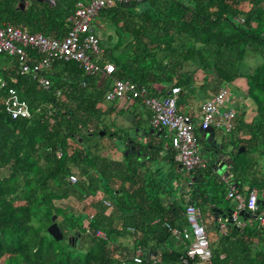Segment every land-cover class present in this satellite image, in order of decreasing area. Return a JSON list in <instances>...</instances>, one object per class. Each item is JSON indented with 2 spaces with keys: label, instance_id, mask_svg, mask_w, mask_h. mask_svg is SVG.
Returning a JSON list of instances; mask_svg holds the SVG:
<instances>
[{
  "label": "trees",
  "instance_id": "trees-1",
  "mask_svg": "<svg viewBox=\"0 0 264 264\" xmlns=\"http://www.w3.org/2000/svg\"><path fill=\"white\" fill-rule=\"evenodd\" d=\"M78 1L55 0L47 6L25 0L18 7L17 0H0V25L61 39ZM96 17L105 30L96 34L102 55L94 75H84L72 62H56L46 73L49 87L42 90L30 74L19 73L16 57L0 54V264H119L131 261L136 251L140 264H180L183 251L171 246L174 240L164 224L186 228V205L195 206L201 218L209 207L232 200L226 197L228 187L243 201L251 190L257 197L263 193V205L255 213L244 209L239 228L230 221L236 202L226 205L224 229L214 241L206 233L210 257L203 264H264V226L255 219L264 213V0H143L114 3ZM250 57L253 67L242 72ZM104 64L113 66L112 74H104ZM238 78L245 80L244 99L254 112L248 123L239 115L228 133L241 137L227 155V184L204 164L191 174V182L188 176L186 193L169 202L175 189L156 161L177 165L163 132L160 137L168 143L145 134L155 146L154 170L147 175L134 154H121L119 161L104 156L100 120L113 112L102 110L113 80L133 83L156 98L176 87V113L187 114L196 92L207 99ZM8 88L26 103L28 119L7 115ZM126 103L132 110L122 114L139 107L149 125L147 110L136 100ZM141 122L135 116L131 127ZM111 136L124 142L128 133ZM194 136L197 145L200 138ZM69 176L75 183L68 182ZM52 215L62 235L59 242L46 233ZM98 230L103 239L95 236ZM127 237L129 248L120 242ZM188 264L200 263L193 258Z\"/></svg>",
  "mask_w": 264,
  "mask_h": 264
},
{
  "label": "built area",
  "instance_id": "built-area-1",
  "mask_svg": "<svg viewBox=\"0 0 264 264\" xmlns=\"http://www.w3.org/2000/svg\"><path fill=\"white\" fill-rule=\"evenodd\" d=\"M143 0H82L74 5L72 15L66 22V32L61 39L44 37L40 34H28L21 26L9 24L0 25V54L16 57L20 74H30L38 87L47 90L49 81L46 78L54 63L72 62L80 68L86 76L94 75L98 69L95 66L100 60L102 49L99 47V38L96 33L90 31L92 20L98 12L110 7L114 3H140ZM242 1V0H241ZM53 5L55 0H48ZM237 22L242 20L237 18ZM95 30V29H94ZM27 50L30 53H26ZM38 57V58H37ZM105 75L113 73L111 64L102 65ZM4 83L0 81V87ZM178 88L173 87L163 98H156L144 88H139L128 81L113 80L110 88L103 96V102H129L136 100L150 114L149 125L157 131H165V138L174 151V162L179 169L189 176L199 169L204 168L196 150L194 131L202 132L208 128L221 129L228 134L233 128L236 112L229 108L232 98L226 88H219L209 98L204 100L194 113L179 114L175 110V101ZM5 111L10 119H28L29 112L26 103L21 100L12 88L6 90V98L3 103ZM70 184L75 183L73 176L68 177ZM226 197L236 202L235 209L230 215V221L235 227L243 225L237 221L238 212L244 209L249 213H255L257 208V193L251 190L245 201L229 188ZM108 206L107 203H104ZM186 228L175 229L164 224V228L170 233L175 241L187 244L180 258V264H188L189 260L198 258L203 264L210 257L209 244L203 227L199 210L193 205H186L183 209ZM259 225L264 226V213L256 216ZM95 236L104 238L101 231H96ZM139 251L133 254L131 261L119 264H140Z\"/></svg>",
  "mask_w": 264,
  "mask_h": 264
},
{
  "label": "crops",
  "instance_id": "crops-1",
  "mask_svg": "<svg viewBox=\"0 0 264 264\" xmlns=\"http://www.w3.org/2000/svg\"><path fill=\"white\" fill-rule=\"evenodd\" d=\"M93 26V25H92ZM94 27V26H93ZM95 29V27H94ZM97 34V33H96ZM254 65V58L250 57V58H247L245 61H244V64L242 66V69L244 71H248L249 69H251V67H253ZM196 77H198V80H197V84L196 85H199L200 82V75L197 74ZM233 89L238 93V95H235L234 94V97L232 96V104H230L229 108H232L235 110L236 112V120L239 118L238 116L239 115H242V120L245 122V123H248L251 119V117L253 116V112H254V107L253 105L251 104V102L249 100H246L244 99V91H245V80L243 78H238L236 80H234L231 84H230ZM240 98L243 99L242 100V103L240 104V102L236 103L235 105V98ZM206 100V98L200 94L199 92H196V95L194 98H191V100H189L188 102V105L186 107V110L189 111L190 113H194V112H191L193 111L189 106L190 104H193L194 101H196L195 105L197 106V110H198V107L199 105L204 101ZM247 102H250V105L252 107H248L249 104ZM240 104V105H239ZM111 105V106H110ZM109 107H111L113 109V112H110V115L107 116L109 118H114L115 116H125V121L127 123H129V127L132 125L133 121H134V117L135 116H140L141 118V121H143V123L141 122V125L137 128V131L135 134H133L134 131L130 130L131 131V134H128L127 138L129 136H134L133 139H136L137 135H139L140 133H143V140L147 141L148 142V138L145 134H148V130H149V125H148V119H147V115L142 111V109H140L139 107H135L136 109L133 110V112H125L122 114L121 110H128V111H131L132 108L128 107L127 106V103L126 102H120V103H113V104H109L108 106H102V110H106L108 109ZM190 108V109H189ZM236 120H235V123H236ZM145 122V123H144ZM234 123V125H235ZM128 127V129H129ZM143 127V128H142ZM146 127V128H144ZM212 129V137H211V140L215 141V145L214 147L210 148V145H211V141L210 142H207L206 141V138L202 139L200 137V134L201 132L197 129H195V133L197 134V136L200 138V141H204L206 143V147H208L207 149V152H208V160L206 161H203V163L205 165H208L210 171H211V174L213 173V170L211 169L210 167V159H211V156H212V153H211V150L213 148L216 149L217 151V154H220L222 155L223 157L226 158V163H225V169L224 171L226 172L225 175H221L220 177L216 176L214 173L212 175L216 176L218 178V182H223L225 184H227L228 180H229V175L227 174V170H228V158H227V155H229L230 151L232 150V142L235 140L236 137L240 138L241 136H239L240 134H236V135H233L231 137V140H221L220 142L217 140V138L215 137V135H220V133H223V131H221V129H216V128H211ZM147 131V132H146ZM154 133L152 134H148V135H153V137L156 139V141H158L160 138V135L158 137H155L154 134H155V131H153ZM157 132V131H156ZM161 132H164V131H161ZM217 132V134H216ZM165 133V132H164ZM163 133V134H164ZM161 134V133H160ZM166 134V133H165ZM164 134V136H166ZM224 135H228L226 133H223ZM163 138V137H162ZM117 141V138H112V140H115ZM164 139V138H163ZM123 142V141H121ZM103 143V142H102ZM125 143V141L123 142V144ZM105 145V144H104ZM216 145L218 147H216ZM240 149V148H239ZM214 151V152H216ZM124 152V151H123ZM123 152H118L115 150V148H112L111 151L109 152V155H107L108 157H112L114 156L113 154H115L116 158L115 159H111V160H114V161H118L117 160V157L118 155H120L121 157V154ZM163 154V153H162ZM104 156L107 157L105 155V152H104ZM107 157V158H108ZM109 158V159H110ZM120 160V159H119ZM174 161V160H173ZM158 163V168H160L163 172V174L165 175L166 178H168V184L172 185L173 188L175 189L174 192H172L170 194V196L173 198V199H170L168 200L169 202L171 201H178V199L180 198V196H182L183 193H186L187 191V187L188 185L185 183L188 179V176H186L180 169L178 166H176L175 168L171 167L170 166V163L166 162V161H157ZM175 163V162H174ZM145 164V168L142 170V172H144V175H147L149 172H152L154 170V164L151 163V162H144L143 165ZM176 164V163H175ZM142 165V166H143ZM177 165V164H176ZM189 177L191 178L190 179V182L193 180V177L192 175ZM229 188V187H228ZM228 188H227V191H228ZM258 196V194H257ZM263 196V193L259 195V197H257L258 199L257 200H260V198H262ZM184 199V198H183ZM211 208V207H209ZM217 209L218 211H220V213L222 214V211L223 209L219 208L218 206L215 208ZM225 213H223L222 215H224ZM214 215L216 217H214ZM225 216V215H224ZM225 217L224 218H220L219 215H217L216 213L212 214L211 213V210H210V213H205V220L201 221L204 222L205 224V228H206V233L208 235V237L211 238L212 241H214V239L218 236V233L224 229V225H225ZM240 223L243 225V223L240 221ZM213 224H216V226H218L216 229L213 228ZM213 237V238H212ZM122 246L126 247V248H129V242H130V239L127 237V238H124L122 240H120ZM187 244V242H186ZM171 246L175 249H181L182 251L184 250L185 248V244L184 242H180V241H175L174 240V243L171 244Z\"/></svg>",
  "mask_w": 264,
  "mask_h": 264
},
{
  "label": "rangeland",
  "instance_id": "rangeland-1",
  "mask_svg": "<svg viewBox=\"0 0 264 264\" xmlns=\"http://www.w3.org/2000/svg\"><path fill=\"white\" fill-rule=\"evenodd\" d=\"M92 25L95 27V32L102 36L105 29H104V27H102V25H100V21L98 20L97 17H95L92 20ZM225 88L229 92V98H232V96L234 97V94L238 95V93L233 89V87L231 85H227ZM242 100L243 99H241V97L239 99L236 97L235 98V105L238 102H240V104H241ZM195 103H196V101H194L193 104H190V106H189L193 110L191 112L197 111V106L195 105ZM247 103L249 104L248 107H252L250 105V102H247ZM108 105H109V103H106V102H104L102 104V106H105V107L108 106ZM100 124L104 127L105 132H106V135L104 136V138L102 140L103 144H105V148H106L105 155L106 156L109 155V152L111 151L112 148H115V150L118 151V152L125 151L123 142H121L119 140L116 141V139L112 140L111 134H113V133L117 134L121 130H123L125 133H128V134H131L130 130L134 131L135 133L137 131V128L133 129L131 126L129 127V123H127L125 121V116H120V115L115 116L114 118L102 117L101 120H100ZM128 127H129V129H128ZM144 128H146V127H144ZM134 132H133V134H135ZM216 134H217V132H216ZM215 137L217 138V140L219 142L221 140H223V141L231 140V136L230 135H224L223 133H220V135H218V136L215 135ZM161 140H163L165 143H168L166 139L161 138ZM205 147H206V143L204 141H202V140L199 141L197 146H196L197 153H198L200 159L203 160V161H206V160L209 159L208 158L209 157L208 156V152H207V149ZM113 155L114 156H112L111 158L108 157V156L107 157L110 158V159H115L116 155L115 154H113ZM119 159H120V155H118V157H117L118 161H119ZM156 163H157V161H156ZM4 173H5V171L1 172L2 175ZM233 203L234 202L232 200L231 201H227V202L222 200L221 203H219V205H217V206L224 210L226 205H233ZM63 206H65L66 208H68V210H71V211H77L78 212V210H79L78 208H75L76 206H74L71 203L65 202V204H63ZM201 219H202V221L205 220V213L204 212H202V214H201ZM237 221H239V222L241 221L239 217L237 218Z\"/></svg>",
  "mask_w": 264,
  "mask_h": 264
},
{
  "label": "water",
  "instance_id": "water-1",
  "mask_svg": "<svg viewBox=\"0 0 264 264\" xmlns=\"http://www.w3.org/2000/svg\"><path fill=\"white\" fill-rule=\"evenodd\" d=\"M18 1V7H21L24 5L25 3V0H17ZM36 3H40V4H45L47 6H51L50 3L48 2V0H34ZM124 5L126 3H123ZM90 31L92 33H96L95 30L93 28L90 29ZM154 130L153 129H149L148 130V134H152L154 133L153 132ZM135 133V132H134ZM161 131H157L155 132L154 136L155 137H158L160 135ZM99 136H102L103 135V132H100L98 134ZM143 133H140L139 135H137L136 139L134 140V136H129L128 138L125 139V143L123 144L124 147H126L125 151L122 153L123 156H126L128 153H131V154H134L135 156L138 157V159L140 160V166L143 165L144 162H146L147 160V157L145 159H142L144 158L145 154H142L143 152L142 151V147H146V145H144L143 143ZM200 137L202 139L206 138V141L207 142H210L211 141V145H210V148L214 147L215 145V141L211 140V137H212V129L211 128H208L204 131L201 132L200 134ZM134 140V141H133ZM216 147H218L216 145ZM242 151V149H238L237 150V153H240ZM151 160V161H150ZM150 162H152V158L150 156ZM154 163V162H152ZM225 163H226V158L223 157L222 155L220 154H217L216 152H214L211 156V159H210V167L211 169L213 170V173L217 176H221V175H225L226 172L224 171L225 169ZM256 204L257 205H263V202L260 201V200H257L256 201ZM211 210V213L214 214L216 213L217 215L220 216V218H224L225 216L222 215L220 213V211H218L217 209L215 208H210ZM243 216V213L242 212H238V217H242ZM247 215H244V217H246ZM55 216L52 215L50 217V224L48 225V227L46 228V233L53 239L55 240L56 242H59L61 241L62 239V235H61V232L60 230L58 229L56 223H55Z\"/></svg>",
  "mask_w": 264,
  "mask_h": 264
},
{
  "label": "flooded vegetation",
  "instance_id": "flooded-vegetation-1",
  "mask_svg": "<svg viewBox=\"0 0 264 264\" xmlns=\"http://www.w3.org/2000/svg\"><path fill=\"white\" fill-rule=\"evenodd\" d=\"M134 140H135V139H134ZM134 140H133V141H134ZM143 143H144V145H146L147 148L142 147V151H141V152H143L142 154H145L144 158H142V159H145V158L147 157L146 162H148V161L150 160V155H151L152 153H154V148H155V146H154L153 144H149V143H148L147 141H145V140L143 141ZM125 149H126V147H125ZM214 151H216L215 148H213V149L211 150V153L213 154ZM216 153H217V151H216Z\"/></svg>",
  "mask_w": 264,
  "mask_h": 264
}]
</instances>
